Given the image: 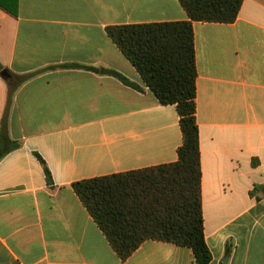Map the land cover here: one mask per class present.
Instances as JSON below:
<instances>
[{
	"label": "crops",
	"instance_id": "crops-1",
	"mask_svg": "<svg viewBox=\"0 0 264 264\" xmlns=\"http://www.w3.org/2000/svg\"><path fill=\"white\" fill-rule=\"evenodd\" d=\"M9 1L0 137L4 127L19 147L0 160V264H197L190 248L155 240L123 262L73 188L178 160L177 107L159 102L107 27L188 20L180 1ZM194 33L211 264H264V196H251L264 185V0H244L233 23L194 22ZM71 65L115 70L141 90Z\"/></svg>",
	"mask_w": 264,
	"mask_h": 264
},
{
	"label": "trees",
	"instance_id": "trees-1",
	"mask_svg": "<svg viewBox=\"0 0 264 264\" xmlns=\"http://www.w3.org/2000/svg\"><path fill=\"white\" fill-rule=\"evenodd\" d=\"M179 1L188 20L107 27L108 36L136 68L159 102L177 107L183 133L178 160L83 179L73 184L76 194L123 262L148 240L188 247L193 251L197 264L212 262V253L206 242L201 196L194 22L233 23L244 0ZM11 4L9 0H0L1 7L15 14L16 7L12 9ZM71 66L104 70L141 90L140 86L115 70ZM27 79L28 76L17 78L15 86ZM14 90L11 85V95ZM18 147L19 144L6 135L3 127L0 160ZM36 156L44 165L48 183L52 184V175L45 160L39 154ZM251 196L256 199L264 196V185L255 186ZM226 251L230 253L229 245Z\"/></svg>",
	"mask_w": 264,
	"mask_h": 264
},
{
	"label": "water",
	"instance_id": "water-1",
	"mask_svg": "<svg viewBox=\"0 0 264 264\" xmlns=\"http://www.w3.org/2000/svg\"><path fill=\"white\" fill-rule=\"evenodd\" d=\"M1 76H2L3 78H8V77H9V73H8V71H7V70H3V71L1 72Z\"/></svg>",
	"mask_w": 264,
	"mask_h": 264
}]
</instances>
